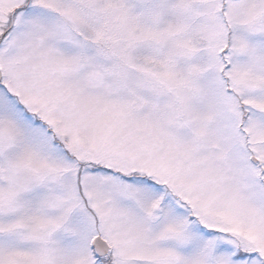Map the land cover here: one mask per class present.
I'll list each match as a JSON object with an SVG mask.
<instances>
[{
  "label": "snow or ice",
  "instance_id": "1",
  "mask_svg": "<svg viewBox=\"0 0 264 264\" xmlns=\"http://www.w3.org/2000/svg\"><path fill=\"white\" fill-rule=\"evenodd\" d=\"M0 264H264V0H0Z\"/></svg>",
  "mask_w": 264,
  "mask_h": 264
}]
</instances>
